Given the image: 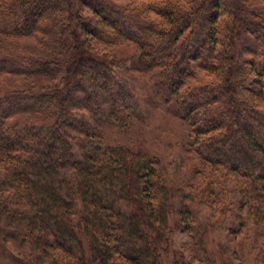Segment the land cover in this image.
I'll return each mask as SVG.
<instances>
[{
    "label": "trees",
    "instance_id": "16d2710c",
    "mask_svg": "<svg viewBox=\"0 0 264 264\" xmlns=\"http://www.w3.org/2000/svg\"><path fill=\"white\" fill-rule=\"evenodd\" d=\"M0 79V241L36 264L218 263L174 246L149 108L188 130L190 202L264 244V0H0Z\"/></svg>",
    "mask_w": 264,
    "mask_h": 264
},
{
    "label": "rangeland",
    "instance_id": "374dc122",
    "mask_svg": "<svg viewBox=\"0 0 264 264\" xmlns=\"http://www.w3.org/2000/svg\"><path fill=\"white\" fill-rule=\"evenodd\" d=\"M122 3L131 0H117ZM32 44V41L29 42ZM4 79V78H3ZM0 79L1 85H6ZM163 110L149 108L146 112V121L138 128L135 136L136 146H140L145 151H150L161 157L167 166V179L171 188L176 192L175 215L181 220L184 216L190 214L192 210L193 232L181 224L174 233L175 248L185 253L188 257L196 256L197 262L202 259L209 258L211 261L217 257L216 264H222L226 256L236 259L240 262L243 257L248 264H263L261 256L264 257L263 241H256L252 236V225L246 216L241 218L239 212L231 210L227 215L223 216L219 213L199 206L195 202H190V195L185 184L186 179H192V156L183 144V137L188 130L181 129L180 122H173L168 118ZM232 185L229 188L232 190ZM234 191V190H233ZM232 192V191H231ZM186 193V196L183 194ZM188 197V198H185ZM185 198V200H183ZM232 204L236 203V196L233 192L228 197ZM185 202V205L183 204ZM190 203V205H189ZM189 205V206H188ZM188 217V216H187ZM195 218V221H194ZM183 223V222H182ZM245 223V225L243 224ZM227 246L225 254H215L219 247ZM220 256V258L218 257ZM0 264H36L34 262V253L27 244H22L16 240L7 242L0 241ZM164 264H171L166 260Z\"/></svg>",
    "mask_w": 264,
    "mask_h": 264
}]
</instances>
